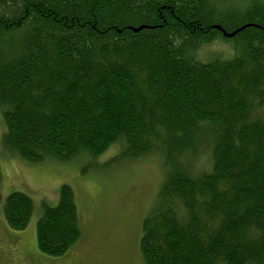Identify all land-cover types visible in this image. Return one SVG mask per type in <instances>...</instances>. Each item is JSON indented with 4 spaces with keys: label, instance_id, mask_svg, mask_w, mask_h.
Masks as SVG:
<instances>
[{
    "label": "trees",
    "instance_id": "trees-1",
    "mask_svg": "<svg viewBox=\"0 0 264 264\" xmlns=\"http://www.w3.org/2000/svg\"><path fill=\"white\" fill-rule=\"evenodd\" d=\"M220 42L233 53L201 58ZM0 114L27 162L160 158L144 264H264V0H0ZM33 211L18 192L2 207L12 231ZM79 223L62 185L38 251L65 255Z\"/></svg>",
    "mask_w": 264,
    "mask_h": 264
},
{
    "label": "rangeland",
    "instance_id": "rangeland-1",
    "mask_svg": "<svg viewBox=\"0 0 264 264\" xmlns=\"http://www.w3.org/2000/svg\"><path fill=\"white\" fill-rule=\"evenodd\" d=\"M233 50L231 42H220L199 55L207 60L218 54L227 57ZM4 133L0 114V264H144L139 249L142 221L163 178L157 155L110 163L122 149L119 144L96 158L86 154L69 161L31 163L4 155ZM207 166L208 154L202 153L194 168L199 172ZM62 185L73 191L81 236L65 255L50 257L37 249L36 223L43 207L58 204ZM14 192L29 197L34 206L23 231L9 229L2 212L5 199Z\"/></svg>",
    "mask_w": 264,
    "mask_h": 264
},
{
    "label": "water",
    "instance_id": "water-1",
    "mask_svg": "<svg viewBox=\"0 0 264 264\" xmlns=\"http://www.w3.org/2000/svg\"><path fill=\"white\" fill-rule=\"evenodd\" d=\"M233 36H234V33L227 35V37H233Z\"/></svg>",
    "mask_w": 264,
    "mask_h": 264
}]
</instances>
